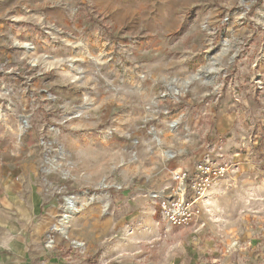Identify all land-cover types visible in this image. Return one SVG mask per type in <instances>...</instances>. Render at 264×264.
<instances>
[{"label": "rangeland", "instance_id": "374dc122", "mask_svg": "<svg viewBox=\"0 0 264 264\" xmlns=\"http://www.w3.org/2000/svg\"><path fill=\"white\" fill-rule=\"evenodd\" d=\"M200 160L234 167L169 229L153 194ZM26 182L85 259L264 264V0H0V238Z\"/></svg>", "mask_w": 264, "mask_h": 264}, {"label": "crops", "instance_id": "0c3cea01", "mask_svg": "<svg viewBox=\"0 0 264 264\" xmlns=\"http://www.w3.org/2000/svg\"><path fill=\"white\" fill-rule=\"evenodd\" d=\"M183 168L189 167H177L172 170ZM19 188L22 189L21 193L18 192ZM18 189H16L18 194L13 191L7 196V201L9 203L19 202V205L23 206L27 212L31 210V214L28 213L27 224L21 227L17 235L12 234L0 238V264H110L112 262L108 259L111 253L110 247L104 244L103 235L96 238V241L102 242L101 246H94L93 243L87 245L86 259L79 256L71 242L63 243L59 239L56 240L54 247H47L48 226L44 224L47 216L41 213L43 195L40 192H30L31 187L28 182L23 183ZM129 216L132 219L136 218L135 213H130ZM32 219L37 222H30ZM133 248H142L141 243L133 246ZM117 249V252H112V254L117 253L115 258L119 259L121 257L118 256V253H120L121 247H117ZM94 255L99 256L95 263L90 260V257Z\"/></svg>", "mask_w": 264, "mask_h": 264}, {"label": "built area", "instance_id": "2783aa9c", "mask_svg": "<svg viewBox=\"0 0 264 264\" xmlns=\"http://www.w3.org/2000/svg\"><path fill=\"white\" fill-rule=\"evenodd\" d=\"M233 163L218 164L200 160L193 168L175 169L170 172L171 183L154 192L153 198L167 227L192 226L201 221V206L215 180L227 176ZM55 240L47 235L46 246H54Z\"/></svg>", "mask_w": 264, "mask_h": 264}, {"label": "bare ground", "instance_id": "6f19581e", "mask_svg": "<svg viewBox=\"0 0 264 264\" xmlns=\"http://www.w3.org/2000/svg\"><path fill=\"white\" fill-rule=\"evenodd\" d=\"M34 64L41 63L45 68H51L55 65V61L48 60V59H39L38 57H35L33 59ZM177 91V90H176ZM79 207L77 205V202L72 198L68 197L66 198V204H65V213L63 214L62 220L64 223L69 222L71 217L73 215H76L79 212ZM64 233H67V230H64Z\"/></svg>", "mask_w": 264, "mask_h": 264}]
</instances>
